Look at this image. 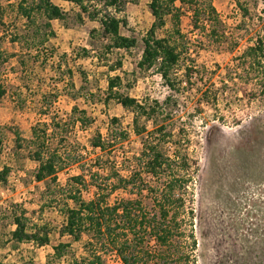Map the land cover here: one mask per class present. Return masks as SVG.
Segmentation results:
<instances>
[{
    "label": "rangeland",
    "instance_id": "obj_1",
    "mask_svg": "<svg viewBox=\"0 0 264 264\" xmlns=\"http://www.w3.org/2000/svg\"><path fill=\"white\" fill-rule=\"evenodd\" d=\"M51 1L66 15L63 21H50L48 28L42 15L33 12L32 20H27L20 13L18 6L32 7L35 0H0V47L6 56L0 61V81L5 87L0 100V169L5 164L10 167L6 182H0V264H47L59 243L68 246L55 264H92L83 246L90 235L80 241L59 235L65 201L57 197L55 204L50 203L45 182L34 179L37 163L29 159L25 142L16 148L15 138L30 139L32 126L42 130L47 125L52 140L46 145L61 154L63 169L56 176L61 185L101 154L90 145L95 132L104 139L111 137V131L126 132V140L110 154L118 164L138 155L143 136L133 132V112L116 101H105L111 77L120 78L114 91L138 103L159 104L155 115L139 119L144 136L170 119L174 134L186 126L189 150L200 168L192 205L196 263L264 264V96L252 83L241 82L232 66L249 39L264 33V0H213L229 40L238 41L233 52L199 47L189 14L181 16V28L194 47L191 57L200 74L193 72L191 86L182 83L176 92L169 90L155 67L137 66L142 38L153 20L148 0H124L123 11L117 14L126 22L121 34L136 39L129 50L108 49L110 36L98 21L83 16L79 22L76 6ZM238 5L247 9L246 28ZM168 27L169 23L164 29ZM176 77L184 80L182 71ZM221 81L226 83V94L218 92L215 100L213 94ZM204 90L210 103L200 99ZM168 100L171 104L166 106ZM111 117L119 120L112 126ZM82 196L90 199L92 190L83 191ZM13 214H23L29 223H45L52 230L49 244L38 247L24 242L12 248L7 239L15 228ZM104 260L119 264L113 256Z\"/></svg>",
    "mask_w": 264,
    "mask_h": 264
},
{
    "label": "trees",
    "instance_id": "obj_2",
    "mask_svg": "<svg viewBox=\"0 0 264 264\" xmlns=\"http://www.w3.org/2000/svg\"><path fill=\"white\" fill-rule=\"evenodd\" d=\"M61 1L79 9V22L83 21V16L98 21L103 33L110 36L108 49L129 50L136 45L134 37L121 34L126 22L117 14L123 11L124 0ZM147 6L153 20L142 38L143 49L137 66L140 69L155 67L172 92L178 91L182 83L191 86L193 72L200 74L191 57L194 47H191L188 35L181 28L184 13L189 14L192 32L198 33L199 47H224L230 52L238 48L237 40H229L213 0H148ZM238 7L242 27L246 28L247 9L241 5ZM18 8L27 20H32L33 12L42 15L47 20L48 28L50 21H63L66 15L51 0H35L32 7L20 5ZM168 23L169 27L164 29ZM161 31L164 34L158 36L157 33ZM48 34L54 33L49 31ZM5 58L0 47V61ZM232 66L234 71H238L235 74L241 82L252 83L264 96V33H256L249 39ZM177 71H182L183 81L177 80ZM119 81V77L108 80L105 101H116L133 112V132L143 136L138 155L118 164L110 154L117 143L126 140V132L120 130L113 134L111 131L108 139L95 132L90 145L101 154L82 169L81 174L68 178L61 185L56 177L63 169L59 164L61 154L58 149L46 145L48 140H52V134L47 135V125L43 124L42 130L32 126L30 139L16 136V148L21 149L22 142H25L29 159L37 163L34 179L45 182V193L50 203L55 204L60 198L65 201L60 209L64 219L59 235L68 236L73 241H80L85 234L90 235L83 246L92 264H105L106 256L115 257L119 264H197L192 205L193 186L200 168L198 159L189 150L190 137L186 126L184 124L174 134L170 128L173 119H170L144 136V128L138 126L139 119L155 115V107L159 104L155 101L153 104L138 103L128 95L114 91ZM221 84L214 91L215 100L218 92L226 94V83L221 81ZM4 95L5 87L0 81V100ZM200 99L210 103L207 90L201 93ZM169 102H166V106L171 104ZM228 105L230 107V103ZM87 120L90 124L91 120ZM118 121L117 117H111L109 124L112 126ZM9 171L7 164L2 166L0 182H6ZM91 190L92 197L85 200L82 192L89 193ZM28 221L23 214H13L15 228L7 239L12 248L24 242H32L38 247L49 244L52 230L45 223ZM67 246L66 243L54 246L47 264L61 260Z\"/></svg>",
    "mask_w": 264,
    "mask_h": 264
}]
</instances>
